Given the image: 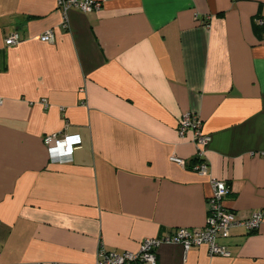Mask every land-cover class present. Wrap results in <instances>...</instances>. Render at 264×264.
Segmentation results:
<instances>
[{
  "label": "crops",
  "instance_id": "0c3cea01",
  "mask_svg": "<svg viewBox=\"0 0 264 264\" xmlns=\"http://www.w3.org/2000/svg\"><path fill=\"white\" fill-rule=\"evenodd\" d=\"M260 17L264 0H103L65 14L57 0H0V264H95L101 246L135 252L200 229L211 179L239 216L264 209ZM186 112L209 137L204 175L193 133H178ZM52 133L79 135L71 162L49 161ZM218 242L230 256L162 242L155 264H264V217Z\"/></svg>",
  "mask_w": 264,
  "mask_h": 264
},
{
  "label": "built area",
  "instance_id": "2783aa9c",
  "mask_svg": "<svg viewBox=\"0 0 264 264\" xmlns=\"http://www.w3.org/2000/svg\"><path fill=\"white\" fill-rule=\"evenodd\" d=\"M103 0H57V8L65 14L71 8L82 12H92L98 9ZM257 24H264V17L256 20ZM53 39L52 30H46L40 40L49 42ZM20 41L17 32H13L4 39L6 45H15ZM0 97V104H2ZM193 133V141L196 144V162L191 168L199 174H206L208 166L203 157L204 148L209 137L202 130V122L198 115L193 112H186L179 120L178 133L183 136L186 131ZM80 143L78 134L57 133L47 134L43 137V144L46 148L48 159L51 163H68L72 161L73 150ZM171 161L184 167V159L172 155ZM211 194L207 199V216L204 226L200 229L177 228L171 235L161 238H145L140 243L139 249L135 252H116L100 247L95 264H155V251L162 242L181 243L185 250L192 246H206L210 255L230 256L227 246L220 244L219 239H226L230 236L231 229L241 226L248 232L256 231L262 223L264 209L253 211L247 216H239L235 211L228 209L224 204V198L229 194V187L224 181L211 179Z\"/></svg>",
  "mask_w": 264,
  "mask_h": 264
}]
</instances>
